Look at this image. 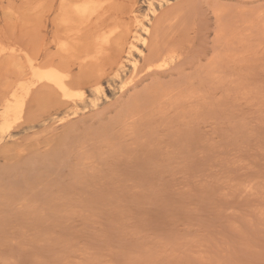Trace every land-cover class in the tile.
<instances>
[{
    "label": "rangeland",
    "instance_id": "rangeland-1",
    "mask_svg": "<svg viewBox=\"0 0 264 264\" xmlns=\"http://www.w3.org/2000/svg\"><path fill=\"white\" fill-rule=\"evenodd\" d=\"M39 1L40 2H38V0H30V2L29 0H27V2L26 0H0V40L3 41V45L9 46L12 44L27 51L30 50L28 52L34 57L37 56L40 61L42 59L43 63L46 61V63L58 65L61 62L63 63L67 60L68 64L72 66V73H76L75 75L84 74L86 76H90L87 73H91V71L88 70L89 66H86L88 72L82 70V66L79 65L81 63L79 62V55L82 57L87 52H84L86 49L89 48L88 50H90L91 46H94V42H96L94 39L95 36L96 39H98L100 34L101 37H104L109 34L108 31L111 32L110 29L115 30L112 40L110 41L111 44L109 42L108 49H106L107 47H105L104 44L106 51L108 53L111 52L110 57H117V54L121 53L123 50V57L129 58L125 53V51L129 48V42L133 41L136 36L143 35L147 38L148 43L152 42V47L151 44H148V47L150 46L149 51H146L147 44L143 45L140 42H136V45L143 50V54H140L136 50L133 52V58L139 59V68L142 70L141 67L143 66V63V68L147 64V62L145 63L143 60L145 59L146 61L145 56L150 55V51L154 46V40L152 37L155 39L156 37L154 36L158 35L154 42L155 45L160 46L163 44L162 46L165 47L166 53L173 56L174 58L170 63L171 65L169 64V68H166L164 72L162 71L163 73L160 75H148L146 71H141V75H138V79L137 77L135 78V83L126 89L123 87L124 84L127 83L128 80L130 81L129 78H131V75H136L137 73L132 68L129 61L125 60L126 66L121 71V76L117 75V71L108 70L106 73L98 71L99 75L101 73L103 74L102 85L104 94L98 97L92 92L93 88H86L85 90L87 91V98L85 102L81 103L77 108V113L71 118L70 122L72 121L73 123H76L78 127H80L81 125L84 126L85 124L95 121L99 118L109 117L116 110H118L120 106L127 101V99L130 98L129 96H131V92L133 95V91L135 93L145 89L148 84L151 85L153 82H155L157 77L162 84L166 81L164 83L165 86L171 88L174 87L175 89H183V87H185V90L182 91V94L184 95L189 94L188 89L190 87V92H192L193 89L194 92L197 91L196 93H200L201 95L202 91L203 95L205 94L207 98L201 95V100H198L201 103H212L213 100H215L214 104L211 105L210 103L211 108L209 107V114L206 116V118H204L205 120H208L206 123L207 127L203 126L202 124L199 128L197 127L198 129H195V132H198H196V137L199 135L200 139H204L207 135L208 137L210 136L209 144H211V141L212 144H264V114H262V112H260V108H258L260 107L258 103L259 100L264 99V0H215V2L214 0H193V2L192 0H153L157 6V13L151 17L150 21H146L145 24L150 30V24L154 23L155 20V23L160 22L162 27L160 25L157 26L159 23L156 25L154 23L155 27L153 28L152 26L151 32L153 29L156 30L155 28L157 26V31H159V33L157 31L152 32L151 38V33L147 34L145 31H143L144 29L137 22V19L142 20L144 15L148 13L146 5L147 0H111L112 2L108 0L103 2V9L100 7L99 12L96 15L98 20H96L95 16V18L93 17L88 24L82 23L84 29L81 26H77L78 24H76V21L78 23V19L70 24L63 22L61 19L63 18V4L66 2L69 4L70 2L68 6H71V4L76 2V0H44L46 2L43 0ZM36 2H38L37 5ZM110 2L112 3V6ZM226 2H228V5ZM171 3L173 4V10L171 9ZM174 3L176 8L174 7ZM25 4H27V6ZM40 4L41 6H38ZM180 5H182V7H180ZM162 9H166V11H163ZM99 14L102 16L100 17ZM60 15L61 18L59 17ZM158 18L159 20H157ZM164 20L166 21V24ZM161 21H163L165 25ZM61 22L64 27L63 25L61 26ZM90 23H92V25ZM69 25H72V29H75V31L71 33L72 39H70V32L72 29H70L71 27ZM89 25L92 32L89 31ZM159 27L162 29L159 30ZM76 29L78 31L80 30L79 33L81 35H77L78 31ZM122 30L125 31L123 32ZM161 31L162 33H160ZM75 32L78 39L81 37L80 40L76 38L77 42L74 41L76 37L74 36ZM115 33H120V36L116 35ZM126 33L128 36H126ZM163 34L164 37L162 36ZM82 35H84V38ZM85 38L88 40L89 38L90 40L94 39L95 41H88ZM60 40L68 42L69 50L63 51L61 46L63 42L60 43ZM7 41L9 43H7ZM115 41L116 43H114ZM73 42L76 44V46L75 44L73 45ZM79 42L81 44H79ZM87 42H89L90 45ZM120 42L121 46H119ZM156 42L159 44L157 45ZM71 46H73L75 49ZM83 46L86 47L82 48ZM115 49H117V51ZM113 50H115V53ZM69 51L70 57L68 53ZM112 51L114 54H112ZM35 52L36 54L38 53V55H36ZM144 54L145 56H143ZM5 56L6 55L4 54V56L0 57V81L3 79L2 83L6 80V77L7 80L13 79L15 76V70L17 73V71L20 69L19 65L24 63V60H16L17 63H13L15 59L11 58V56H6L5 59ZM64 56L66 60H63ZM66 56H68L69 60ZM149 57L150 56H148L147 60ZM235 58H237L236 60L240 59L241 61L238 62L239 67L237 69H233ZM11 59L15 67L12 65V63H10ZM130 59H132V57ZM20 62L21 64H19ZM99 64L100 63L90 66H93L95 72H97L98 69H101L102 71L103 64L102 66ZM218 65L223 66L224 68H222V70L225 71L223 74L225 79L223 76L220 78L221 82L223 79L221 85L219 84L220 88L218 83L216 86V80L219 82V79L215 80L214 78L209 77L212 67ZM18 66L19 69L17 70L16 67ZM105 67H107V65ZM132 71L133 73H131ZM142 72H145L146 74H144L146 76H144ZM205 72H208V74H204ZM229 73H234V75L231 76L234 80L231 77V79L228 78L229 76H227V74ZM98 74L96 73L95 77L98 76ZM190 74L191 76L194 75L195 77H191ZM180 76L182 77V80H184L182 83ZM185 77L187 81L185 80ZM89 78H93V76ZM150 79L153 80L152 83ZM212 79H214L213 82ZM209 83L211 85H209ZM223 85L224 87L221 88ZM134 89H136V91ZM212 89H214V91ZM208 96L213 97L210 99ZM221 98L222 100L220 101ZM218 99L219 104L221 105L216 102ZM94 103L96 105H94ZM217 104L221 110L223 109L222 111H219L220 108ZM215 105H217L218 109ZM215 108L216 111H214ZM217 110L219 113H217ZM213 111L215 113H211ZM172 113L170 115L173 117H169V115L167 120L168 122L165 121L167 119L166 118L162 121V123L158 121L152 123L153 127H150L152 130H150L148 127L150 123H147V128H143L140 134L137 132L135 139H138L139 135L142 139L143 135L147 138L150 136L152 137V134L155 136L156 133L159 134L160 132H164L165 129H163V127L166 128L168 126L164 125L163 123L166 122L168 124L172 122L170 120L174 119L175 116V113ZM227 114L229 115L228 117L226 116ZM259 114L261 118H259ZM261 114L263 115V118ZM227 120L229 122H227ZM223 121H225V123ZM240 121L242 122L240 123ZM177 123V128H181L182 131L186 132L188 127L183 125L182 119L181 121L179 119L176 120V122H173L172 125H176ZM159 124L162 126H159ZM245 125H247L248 128H246ZM156 126L157 129H155ZM47 127L49 128L50 125L40 124L37 127L14 129L11 131L12 136L8 139V142L9 144H14L15 142L21 144L26 143L29 141V139L25 142L24 139L26 137L24 138V136H33L35 131L37 134H48L51 128L48 129ZM46 128L48 132L45 134L41 133L46 132ZM234 128L235 132H233ZM64 129L65 128H60L58 133L69 130L68 128L67 130L63 131ZM199 129L201 130L199 131ZM242 129H244V132ZM153 130L155 133L152 132ZM148 132L150 134L149 136ZM184 132L182 135H184ZM22 137L24 139H22ZM145 137L143 138L144 140L146 139ZM149 140H151V138ZM202 166L205 168L207 167L204 163H200L193 167L191 166L184 168L181 174L179 173L177 175H173V177L170 176L168 179H165V181L162 180L159 185V187L162 186L160 189H158L156 192L150 193V196L149 193H147L146 196L143 195L144 197L141 196L142 199L139 196L135 197L134 199L132 198L129 205L130 208L128 207L123 209L124 212H121L123 210L118 212L114 210L111 211V209L108 211V208H104L105 210L100 209L89 211V213L86 211L81 213V215H77V217H81H78L77 222L73 223L72 225H67L64 227L51 226L48 227L50 229H48L49 231L46 230L47 226L26 224L24 227L25 224H20L15 221L16 219L14 218H17L14 217L15 213L6 214L2 212L3 215H5L4 217H0V264H264V222H262L264 219V214L262 207L260 208L258 205L255 206L253 199L246 201L238 199L241 201V206L238 205L239 202L237 200L238 204H234L233 207H231L228 211L226 208L225 210H222V207L219 208L221 211L218 208L214 211V209L209 207H207V209L204 207L202 208V211L205 214L201 216V218L199 217V213L201 212L199 211L200 207L198 204H186L187 207H183L182 201L188 196V191L190 192L191 190L196 194V175L200 177H198L199 179H202L201 177L203 176L202 174L204 172L199 174L205 169L204 168L201 171V168H203ZM197 171H199V173ZM192 174L193 178L195 179L192 178ZM185 176H189V178L187 179ZM187 185L190 186L187 188ZM180 186L182 189L185 187L186 189L182 190L180 189ZM192 186L193 189H191ZM155 193L156 195H154ZM182 197L184 198L181 199ZM248 201H253L252 203L254 204L251 206V204L246 203ZM243 203L246 204L245 208L247 207V204L251 208L247 207L249 210H244ZM233 208L235 209L233 210ZM184 210L185 213H183ZM235 210L238 214L235 212ZM248 211L250 215H252L251 217ZM98 212L101 214H98ZM213 212L215 214L214 217H216L215 219L213 218ZM232 212L234 213L232 214ZM186 213L187 215H185ZM86 214L89 216L87 217ZM93 214L95 216H93ZM226 214L228 219L225 217ZM193 216L195 220L192 221V219H194ZM247 216L249 217L248 219ZM253 216L255 218L258 216V218L261 220L258 221V218L254 219ZM184 217L187 219L185 220ZM79 218H83V220ZM188 219L190 222H188ZM5 221L7 223L3 224ZM192 223H194V225ZM38 227L41 228L39 229ZM42 227H45L44 230ZM44 231L46 235L42 233ZM40 234L41 237L36 236H40ZM255 237L257 240L254 239ZM209 244L210 247L208 246Z\"/></svg>",
    "mask_w": 264,
    "mask_h": 264
},
{
    "label": "bare ground",
    "instance_id": "bare-ground-1",
    "mask_svg": "<svg viewBox=\"0 0 264 264\" xmlns=\"http://www.w3.org/2000/svg\"><path fill=\"white\" fill-rule=\"evenodd\" d=\"M106 1L108 0H76V2L71 4V6H68L70 2L69 4L67 2L66 3L63 2L64 3L63 4V14L61 13L63 18H61V15L59 17L63 20V22L67 24L73 23L78 19L80 24L79 22L77 23L76 21V24H78L77 26L83 27L82 23L88 24L93 17L95 18V16L99 12L100 7L101 9H103L102 3ZM38 2L40 1L38 0ZM38 2H36V5ZM175 3H174V7H175ZM180 3L182 4L181 1ZM226 4L228 5V2H226ZM25 5L27 6V4ZM146 5H147L148 13L144 15V18L142 20L137 19V22L144 29L143 31H145L147 34L151 33L150 35V38H151L152 32L157 31V26L159 25L161 26V23L160 22H158L159 24L155 23V20H154L155 25L158 24L155 28L156 30L153 29V31L151 32L152 26L153 28L155 27L154 23L150 24L151 29L149 30V27L145 24V22L150 21L151 17L156 15L157 6L155 5L153 0H147ZM171 5H172L171 9L173 10V4L171 3ZM38 6H41V4ZM111 6H112V3H111ZM42 7H43V4H42ZM180 7H182V5H180ZM163 11H166V9H164ZM101 14H99L100 17L102 16ZM96 20H98L97 16H96ZM157 20H159V18ZM165 20L164 22L166 24ZM92 23L90 24L92 25ZM237 23H238V20H237ZM62 25L63 24L61 22V26ZM69 26L71 27L72 25H69ZM70 29H72V27ZM160 29L162 28L159 27V30ZM110 30L111 32L108 31L109 34H107L104 37L103 36L101 37V34L98 37V39H96V36L95 38L93 37L96 40V42H94V46L93 47L91 46L90 50H88L89 48L86 49L84 52L86 51L87 52L82 57H80V55L78 54L80 58L79 62H81L79 65L82 66V70L83 71L85 70L86 72L87 71L86 68L88 66L89 68H91V69L88 68V70H90L91 73L87 71L88 72L87 74H89L90 76H86L84 74L75 75L76 73L74 72L73 74L72 66L68 64L67 60L65 59V56H64V59L63 57L62 59L66 61H64L63 63L61 62L62 64L60 63L58 65H55L53 63H46V61L45 63H43L42 59L40 61L37 58V56L36 57L32 56L28 52L30 50L27 51L25 49H22L21 47H18L12 44L9 46L7 45L5 46L3 45V41L0 40V57L4 56V54L7 57L11 56V58L15 59L13 63L14 62L17 63L16 60H20V61L24 60V63L22 65H19L21 64V62L17 64L20 66V69H19V66L16 67L17 70L18 69L19 70L17 71V73L15 70V76L13 79L7 80V77H6V80L3 81L4 84L2 83L3 79L0 81V85H1L0 86V212L2 214V215L0 214V217H4L5 214L3 215V213H6V214L15 213L14 217H17V218H14L16 219L15 221H17L20 224H25L24 227L26 226V224L27 225L33 224L37 226H47L46 230H48L49 229L48 227H51V226L64 227L67 225H72L73 223L77 222L78 217H81V216L77 217V215H81V213L86 212V211L87 213H89V211L108 208V211L109 209H111V211L114 210L118 212L120 210L128 208L131 203L132 198L134 199L135 197H138V196L141 197L143 195L146 196L147 193H149V196H150V193L156 192L158 189L162 187V186L159 187L160 182L162 180L165 181V179H168V177L170 176L173 177V175H177L179 173L181 174L184 168L191 167V166L193 167L200 163H204L207 167L205 168L202 166L203 168H201V171L202 169L204 168L205 169L200 173L199 171H197L199 174L203 172L204 173L202 174L203 175L201 177L202 179H199L200 177L196 175L197 177V181H196L197 183L195 186L196 194L193 193V191L191 190H190L191 192L190 193L187 189L188 196L186 198L184 197L181 198V199L184 198L182 201L184 208L187 207L186 204L187 205L188 204L189 205L198 204L200 207L199 211L201 212L199 213V217L201 218V216L205 214L202 211V208L204 207L205 208L209 207L211 209H214V211L215 209L217 208L219 209L222 207V210L223 209L225 210L226 208L228 211L231 207H233L234 204L237 203L238 199H242L243 201L253 199L255 206L258 205L260 208L262 207L263 214H264V209H263L264 207V144H244V143L243 144H223V143L212 144V141H211V144H209L210 136L208 137L207 135L204 139L202 138L200 139L199 135L196 137L197 131L195 132V129L197 130L201 124L207 127L206 123L208 120H205L204 118H206V116L209 114V111H210L209 107L212 104H214V101H215L213 100L212 103L210 102L211 105L210 103H205V102L201 103L200 101H198L201 95L203 97L205 96V94L203 95L202 91H201V95L200 93H196L197 91L194 92L193 89H192V92H190L191 90V87H190L188 89L189 94L184 95L182 94V91L185 90V87H183V89L181 88L182 89L181 90L177 88L175 89L174 87L171 88V87L165 86L164 83L166 81L162 84L156 77L157 80L155 82H153V80L150 79L151 83L152 82L153 83L151 85L148 84V86H146L145 89L142 88L143 90L135 92V93L133 91V95L131 92V96H129L130 98L127 99V101L125 100L126 102L123 105H121L120 108L116 110L109 117L99 118L95 121L85 124L84 126H82L81 125L82 123H81L80 127H78L76 123H73L72 121L70 122L71 118L75 116V114L77 113V108L80 106L81 103H84L87 98V91L85 90L86 88L88 87L93 88L92 92L96 94L98 97L104 94L103 85H102V81H103L102 75L103 74L101 73L99 75L98 71L105 72V73L108 70L117 71V75L121 76L122 74L121 71L126 66V61H129L131 63L132 68L137 73L136 75L133 74L134 76L131 75V78H129L130 81L126 79L128 80L127 83H125V80H124L125 84L123 87L124 89H126L130 85L135 83V78L137 77L138 79V75H141L140 74L141 71H146L148 75H160L161 73L164 72L166 68H169V64L174 59L173 56L168 55L166 53L165 47L162 46L163 44L160 46L155 45L154 42L156 38L158 37V35L156 36L155 33H154L155 36L154 35L153 36L156 38L154 39L152 37V39L154 40L153 45L155 47L153 46L152 50L150 51V55H148L150 56L149 59L147 60L148 56H145L146 53L143 55L146 57V61L145 59L144 60L142 59V60L145 63L147 62V64L144 67L145 69L143 68L144 66V63H143V66L141 67L142 70H140L139 59L133 58L134 57L133 52L135 50L138 51L140 54H143V50L136 45L137 44L136 42H140L143 45L147 44L146 51H149L150 46L148 47V44H151L152 42L148 43L147 38L143 35L137 34L138 36H136L133 41L129 42V48L125 51V53L127 54L129 58L123 57L122 49H121L122 52L118 53L117 54L118 56L116 55L117 57H112V56L110 57L111 52L108 53L106 49L109 48L108 44L112 40L113 33L115 32V30H112V29ZM73 31H75V29H72V31L70 32V37ZM79 31L77 34L78 36L80 34ZM89 31L92 32L91 27L89 28ZM157 32L159 33V31ZM160 33H162V31ZM119 34H116V35L120 36ZM77 35L75 32L74 34V36H76L74 40L75 42H77L76 38L78 39ZM83 36L84 35H82V37ZM126 36H128L127 33H126ZM162 36L164 37V34ZM80 38L78 40H80ZM70 39H72V37ZM94 39L90 40L89 38L90 41H95ZM64 40L62 41L60 40L61 41L60 43L63 42L61 44L63 51H67L69 50V44L68 42H64ZM7 43L9 42L7 41ZM87 43L89 44V42ZM114 43H116V41ZM74 44L75 43L73 42V45ZM79 44L81 43L79 42ZM104 44H105V47H107L106 49L104 48ZM156 44L158 45L159 43L156 42ZM119 46H121V42ZM71 47L74 48L73 46ZM85 47L83 46L82 48H85ZM151 47H152V44H151ZM117 49H120V48H117ZM117 49L115 50L117 51ZM115 50H113L114 53H115ZM113 51H112V54H114ZM68 53L70 57V51ZM36 55H38V53ZM185 55H186V52H185ZM6 56H5V59H6ZM66 57L68 59V56ZM131 57L132 59H130ZM236 59L237 58H235L233 69H237L239 67L238 62H241L240 59L238 60ZM10 63H12V59L10 60ZM98 63H100L99 64L100 66H102L103 64V69L102 71L101 69L100 70L98 69L97 72H95V69L93 68V66H90V65H94ZM106 65L107 67H105ZM219 65L212 67V71L209 74L210 76L208 75L209 77L214 78L215 80L219 79V82L218 80H216V86H217V83L218 85L219 84L221 85V83L223 82V79L221 82L220 78L223 76L225 72L222 70V68L224 67L219 66ZM92 68L94 69V71ZM13 71H14V68H13ZM92 73H93L92 75L93 78H89V77H92L91 76ZM96 73L98 74V76L95 77ZM131 73H133V71ZM180 73H181V70H180ZM206 73L208 74V72H205L204 74ZM145 74L144 76H146ZM233 75L234 73L227 74V76H229L228 78H230ZM190 76H189V79H190ZM193 76L194 75H192L191 77ZM239 76H240V73H239ZM224 77L225 76H223V78ZM214 79H212V82ZM185 80H186V77H185ZM182 81L184 80H182V77H181V83ZM209 85L211 84L209 83ZM220 85H219V88H220ZM222 87H224V85L221 86V88ZM134 90L136 91V89ZM212 90L214 91V89ZM212 97H210V99ZM221 100L222 98L220 99V101ZM216 102L219 104V99ZM258 103L260 106L258 107L260 108V112L264 114V99L259 100ZM94 105L96 104L94 103ZM217 105L215 106L218 109L219 105L221 104H219L218 107ZM216 108L214 109V111H216ZM220 110L221 108L219 109V111ZM214 111L211 113H215ZM219 111L217 113H219ZM172 112L175 113L174 119L170 120L172 122L168 123L169 125L166 122L163 123L164 125L168 126L166 128L163 127V129H165L164 132H160L159 134L156 133L155 136L154 134H152V137L150 136L147 138L143 135V138L144 137L146 138L145 140L143 138L141 139L140 135L138 139H135L137 132H139L140 134L143 128L145 127L147 128V125H148L147 123H150L148 127L150 130H152V128H150L151 126L153 127L152 123H155L156 121L162 123V121L165 120L166 118L167 119L165 121H167L168 116ZM226 116L228 117L229 115L227 114ZM169 117H173V116L170 115ZM259 118H261L260 114H259ZM262 118H263V115H262ZM178 119L180 121L182 119L183 125H185V127H188L186 132L182 131L181 128L180 129L177 128L178 123L176 125H172V123L176 122V120ZM225 121L223 122L225 123ZM227 122L229 121L227 120ZM241 122L242 121H240V123ZM40 124L50 125L49 128L47 127L48 129L51 128L48 134H45L48 132L46 128V132H41V133H44L45 135L40 134V133L37 134L35 133L36 132L35 131L33 136L31 135H30L31 137L28 136L29 138L27 136H24V138L26 137L25 139L22 137V139H24L25 142L26 140L28 141L29 139L28 142L23 143V144L16 143V142L14 144H9L8 139L12 136L11 135L12 130L22 129L24 127H37ZM159 126H162V125L159 124ZM245 126L246 128H248L247 125ZM60 128H65L63 131L67 130L68 128L69 130L62 132V133H58L59 132L58 130ZM155 129H157V126ZM244 129H242V131ZM200 130L201 129H199V131ZM152 132L155 133L154 130ZM183 132H184V135H182ZM233 132H235V128L233 129ZM144 133H145V130H144ZM149 135L150 134L148 132V136ZM146 136H147V132H146ZM148 138L149 139L151 138V140H149ZM188 178L189 176L187 177V179ZM192 178H193V174H192ZM188 186L190 185H187V188ZM180 189H182L181 186H180ZM183 189L185 190L186 187ZM191 189H193V186ZM154 195H156V193ZM238 202L239 204L238 203L237 204L240 205L241 201L238 200ZM252 202L248 201L246 203L251 204L252 206V204H254ZM248 204H247V207L251 208L250 206H248ZM245 206L246 204L243 203L244 210L245 209L249 210L247 207L245 208ZM234 209L235 208H233V210ZM121 212H124V210ZM235 212L237 213L236 210ZM99 213L100 212H98V214ZM183 213H185V210L183 211ZM233 213L234 212H232V214ZM95 214H96V211H95ZM185 215H187V213ZM88 216L89 215H87V217ZM93 216L95 215L93 214ZM214 216L215 214L213 212V218L215 219L216 217ZM248 216H247V219L249 218ZM251 216L252 215H250V217ZM9 217H10V214H9ZM225 217H227V214L225 215ZM229 217H232V216H229ZM257 218L254 217V219H257ZM79 219L83 220V218H79ZM186 219L187 218H185V220ZM193 220H195V218L192 219V221ZM259 220L261 219L258 218V221ZM263 220L262 222H264ZM188 222H190L189 219H188ZM4 223H7V222L5 221L3 222V224ZM192 224L194 225V223ZM187 226L189 227L188 224ZM44 228L42 227L43 230ZM48 231H47V234H48ZM0 232H1V228H0ZM42 233L45 234V231ZM232 235H233V232H232ZM36 236L41 237V234L40 236L39 235H36ZM254 239H256V237ZM208 246L210 247V244Z\"/></svg>",
    "mask_w": 264,
    "mask_h": 264
}]
</instances>
